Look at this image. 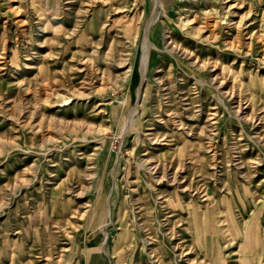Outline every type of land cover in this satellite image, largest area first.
<instances>
[{
	"label": "rangeland",
	"instance_id": "374dc122",
	"mask_svg": "<svg viewBox=\"0 0 264 264\" xmlns=\"http://www.w3.org/2000/svg\"><path fill=\"white\" fill-rule=\"evenodd\" d=\"M240 247L264 264V0H0V264Z\"/></svg>",
	"mask_w": 264,
	"mask_h": 264
},
{
	"label": "bare ground",
	"instance_id": "6f19581e",
	"mask_svg": "<svg viewBox=\"0 0 264 264\" xmlns=\"http://www.w3.org/2000/svg\"><path fill=\"white\" fill-rule=\"evenodd\" d=\"M166 2L169 1V0H165ZM147 32V31H146ZM148 35V33H147ZM147 37V36H146ZM204 217V216H203ZM201 218V217H200ZM201 221V220H200ZM203 223H204V220H203ZM235 234V233H234ZM236 235V234H235ZM202 239V238H201ZM206 241V240H205ZM202 245H204L205 247H207V243H203ZM213 247V243L210 245V251H213L214 249L212 248ZM253 253V252H252ZM180 255V254H179ZM251 248L250 249H244V248H241L238 250V253H237V261H239L238 264H254L253 263V258H251Z\"/></svg>",
	"mask_w": 264,
	"mask_h": 264
}]
</instances>
